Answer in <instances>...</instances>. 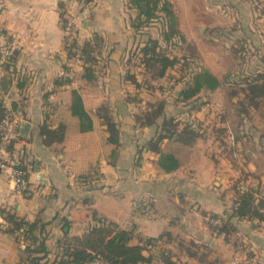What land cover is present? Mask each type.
Listing matches in <instances>:
<instances>
[{
	"label": "crops",
	"instance_id": "crops-1",
	"mask_svg": "<svg viewBox=\"0 0 264 264\" xmlns=\"http://www.w3.org/2000/svg\"><path fill=\"white\" fill-rule=\"evenodd\" d=\"M167 1L184 38L175 54L196 59L193 67L221 83L200 93L199 107L176 102L180 66L158 78L143 67L141 48L163 43L158 25L137 27L141 12L130 0L66 3L95 58L93 73L66 81L60 0H0V104L20 123L14 158L27 168L29 186L18 192L0 172V264L27 259L25 243L4 233L2 210L45 224L51 261L66 235L81 237L104 220L134 230L133 245L155 240L145 252L148 264H165L163 255L174 264H264V219L234 218L230 235L213 232L209 222L245 193L264 216V123L253 109L241 112L242 85L229 94L230 82L264 71V0ZM209 18H231L233 28L215 26L216 33ZM219 42L234 45L213 51ZM161 100L167 117L186 121L198 136L190 144H161L180 162L172 173L148 148L157 127L135 118ZM105 109L119 127V145L108 143L99 115ZM44 128L63 130V141L47 145Z\"/></svg>",
	"mask_w": 264,
	"mask_h": 264
},
{
	"label": "trees",
	"instance_id": "trees-1",
	"mask_svg": "<svg viewBox=\"0 0 264 264\" xmlns=\"http://www.w3.org/2000/svg\"><path fill=\"white\" fill-rule=\"evenodd\" d=\"M89 0H86L88 2ZM131 4L140 10L138 28L158 25L162 45L159 41L149 40L141 48L139 57L143 62V67L154 77H164L167 70L180 66L183 72L180 79L181 87L178 91L176 102L183 106L192 105L199 107L198 96L204 90L215 91L220 86L219 80L206 70H197L193 67L194 58L180 57L175 54V50L184 43V38L179 31L178 20L167 0H130ZM141 3L147 4V12L140 8ZM92 45L87 44L84 48L85 61L87 67L84 69L86 76L93 73L92 66L95 63ZM10 62V61H9ZM194 62V63H193ZM229 94L233 96L237 93L236 86L245 92L244 103L240 104L241 112L247 113V109H253L255 114L264 123V71L254 76H242L240 80L230 82ZM166 100H161L156 105L151 106L146 112L136 115V122L142 127H157L156 135L148 142L150 151L159 154V167L166 173H172L179 169L180 162L175 154L165 153L161 150V144L165 140L179 144H190L198 136L195 128L186 121L177 117H167ZM202 105V104H201ZM4 109L0 104V123L4 115ZM109 134L108 143L119 145L120 130L113 115L109 110H102L99 114ZM47 145L55 141L61 142L64 139V131H51L46 128L42 130ZM14 153V145L10 149ZM20 170L25 172L27 178V168L20 162ZM255 201L250 193H245L239 197L234 207V212L227 219L222 220L221 225H211L213 232L217 234L230 235L233 231L232 220L237 219H264L261 210L254 205ZM1 215L6 223L4 233L13 237L18 243H25L24 252L27 259L22 264H92L99 260L104 264H148L152 258L145 256V252L156 241L147 240L143 245H133L135 237L134 230H124L114 223L98 220L97 226L91 227L81 237L65 236L59 244L61 253L54 261L49 258L50 251L47 248L45 235V224L40 222L30 223L18 217L11 211L2 210ZM215 219V218H214ZM165 264H174L170 256H164Z\"/></svg>",
	"mask_w": 264,
	"mask_h": 264
},
{
	"label": "built area",
	"instance_id": "built-area-1",
	"mask_svg": "<svg viewBox=\"0 0 264 264\" xmlns=\"http://www.w3.org/2000/svg\"><path fill=\"white\" fill-rule=\"evenodd\" d=\"M61 8V24L64 31L66 51L69 54V66L65 70L61 78L63 80H72L76 75L87 67L84 56L85 43L80 35V30L77 24V17L69 13L67 2H77V4L84 8L90 3V0H60ZM20 123L16 119L14 113L10 110H5L3 118L0 123V172L7 174V176L14 182L18 192H25L28 190V181L25 177V172L21 171V164L14 158V153L10 150L19 139ZM236 207V204L234 205ZM234 207L225 211L223 218L210 219L209 222L213 225H221L223 219H227L234 212ZM264 214V209L262 210ZM92 264H104L97 260Z\"/></svg>",
	"mask_w": 264,
	"mask_h": 264
},
{
	"label": "rangeland",
	"instance_id": "rangeland-1",
	"mask_svg": "<svg viewBox=\"0 0 264 264\" xmlns=\"http://www.w3.org/2000/svg\"><path fill=\"white\" fill-rule=\"evenodd\" d=\"M186 22L188 23V20H186ZM207 22L209 23V28H214V30H215V26H217V27H221V28H224L223 29V31H225L226 32V30L225 29H227L229 32L232 30V26H233V22H234V20L233 19H231V18H229V19H227V20H223V19H212V18H209L208 20H207ZM251 22V20H246V23H250ZM235 26V25H234ZM232 27V28H231ZM231 28V29H230ZM215 32L217 33L218 32V30L216 29L215 30ZM217 40H220V37H217ZM221 45H223V44H221L220 42L219 43H216V45H214V46H212L211 45V47L213 48L212 50L214 51V50H222L224 47H226V49H230L231 47L230 46H232V45H234V44H228L227 46L226 45H223V46H221ZM212 54H213V52H211ZM206 58H208V56H206Z\"/></svg>",
	"mask_w": 264,
	"mask_h": 264
},
{
	"label": "water",
	"instance_id": "water-1",
	"mask_svg": "<svg viewBox=\"0 0 264 264\" xmlns=\"http://www.w3.org/2000/svg\"><path fill=\"white\" fill-rule=\"evenodd\" d=\"M140 8H141L144 12H147V4H146V3H141V4H140ZM29 129H30L29 124H24L22 134H24V136H27L28 133H29Z\"/></svg>",
	"mask_w": 264,
	"mask_h": 264
}]
</instances>
